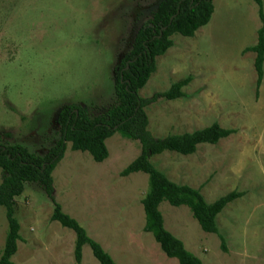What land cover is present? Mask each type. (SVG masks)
Segmentation results:
<instances>
[{
  "label": "rangeland",
  "instance_id": "rangeland-1",
  "mask_svg": "<svg viewBox=\"0 0 264 264\" xmlns=\"http://www.w3.org/2000/svg\"><path fill=\"white\" fill-rule=\"evenodd\" d=\"M161 1L0 0V144L42 156L59 138L62 106L79 105L90 117L106 110L114 100V65ZM212 1L208 24L191 38L172 35V47L155 58L138 95L150 99L189 78L182 98H158L145 108L151 135L161 139L213 123L234 133L198 145L192 155L165 152L151 163L169 181L200 189L207 203L232 191L243 196L215 218L225 250L187 207L162 202L158 210L165 230L203 264H264V62L256 95L255 56L244 51L256 43L258 7L253 0ZM105 146L108 156L98 163L67 144L51 175V197L38 184L24 185L15 198L20 240L12 264H76L75 235L51 221L54 204L116 264H178L143 231L147 175L120 176L139 155L138 142L116 133ZM6 231L0 209V254ZM80 264H99L87 246Z\"/></svg>",
  "mask_w": 264,
  "mask_h": 264
},
{
  "label": "trees",
  "instance_id": "trees-1",
  "mask_svg": "<svg viewBox=\"0 0 264 264\" xmlns=\"http://www.w3.org/2000/svg\"><path fill=\"white\" fill-rule=\"evenodd\" d=\"M258 7L261 26L257 30L254 46L244 49L254 54L256 73L255 93L258 95L263 78L264 62V15L262 1L253 0ZM214 12L212 0H162L149 20L142 23L133 36L130 49L113 67L112 104L101 114L90 117L85 108L71 104L62 106L56 117L59 128L58 140L43 154L30 153L20 145L0 144V209H4L7 231L0 254V264H12L11 258L17 250L19 225L13 216L15 198L19 197L25 184H38L48 197L53 192L52 172L63 158L67 144L72 151L88 153L94 162H102L108 156L105 140L114 134L137 141L139 155L121 172V177L134 173L147 175L148 191L142 200L145 216L143 231L149 233L159 244L161 251L177 260L178 264H203L197 257L185 250L181 241L167 232L159 205L167 202L172 207L185 206L204 233L216 234L223 246L215 218L229 203L241 198L242 193L232 191L212 203L203 199L200 189L179 185L169 181L152 163L151 157L165 152L183 156L192 155L198 145H216L229 137L234 130L223 129L217 123L190 133L154 138L148 131L145 108L158 98L173 101L182 98V88L190 79L178 81L162 93L150 99L141 98L138 93L155 71V58L173 45L172 35L191 38L196 31L207 25ZM52 200V199H51ZM51 221L71 230L75 235L73 256L76 264L81 263L82 249L87 246L99 264H116L109 254L92 239L71 217L54 204Z\"/></svg>",
  "mask_w": 264,
  "mask_h": 264
}]
</instances>
